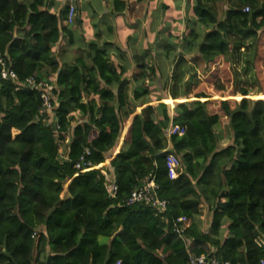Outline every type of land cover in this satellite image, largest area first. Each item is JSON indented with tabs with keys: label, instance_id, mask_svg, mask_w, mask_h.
Here are the masks:
<instances>
[{
	"label": "trees",
	"instance_id": "1",
	"mask_svg": "<svg viewBox=\"0 0 264 264\" xmlns=\"http://www.w3.org/2000/svg\"><path fill=\"white\" fill-rule=\"evenodd\" d=\"M174 1L176 25L154 63L140 44L101 43L99 30L86 42L77 11L91 5H75L67 23L60 0H0V55L18 81H0V264H189L190 255L258 264L264 256L256 243L264 240V0H186L183 10ZM127 8L109 0L101 22ZM65 43L77 51L70 61ZM30 76L52 86L51 110L22 86ZM170 124L183 134L167 138ZM85 149L91 166L75 169ZM167 153L180 161L174 179ZM149 175L162 214L126 205ZM181 217L182 237L172 230ZM187 238L208 249L187 250Z\"/></svg>",
	"mask_w": 264,
	"mask_h": 264
},
{
	"label": "built area",
	"instance_id": "2",
	"mask_svg": "<svg viewBox=\"0 0 264 264\" xmlns=\"http://www.w3.org/2000/svg\"><path fill=\"white\" fill-rule=\"evenodd\" d=\"M243 11L247 12L248 7H245ZM74 17V7L72 5L68 6V11L66 14V22L71 23ZM0 81H9L11 83H18L16 74L9 70L4 62L3 57L0 55ZM21 86L20 84H18ZM22 86H27L31 90H36L39 92L40 99L42 100V107L51 110L50 103V91L52 86L46 84L45 82L36 81L34 76L28 77ZM184 132L182 126L170 124L166 131V136L169 138L171 135L180 136ZM89 155V150L85 149L83 153L77 158L74 163L75 169L88 168L91 166V162L87 159ZM164 165L167 171V176L169 179H174L177 176V168L180 165L179 159L173 155L172 153H167L164 157ZM108 181V178L106 177ZM116 188L113 186L111 188L110 194L113 195ZM137 202H142L148 205L150 208L154 209L157 213L162 214L166 211V202L161 200L157 194V186L154 183V179L151 175L144 178L137 184L132 191L126 201V205L134 204ZM184 218H178L174 222V226L172 230L182 237V229L177 226L178 222H181ZM119 264V263H117ZM189 264H229L228 262H221L216 258H207L205 255H190ZM258 264H264V256L259 259Z\"/></svg>",
	"mask_w": 264,
	"mask_h": 264
},
{
	"label": "rangeland",
	"instance_id": "3",
	"mask_svg": "<svg viewBox=\"0 0 264 264\" xmlns=\"http://www.w3.org/2000/svg\"><path fill=\"white\" fill-rule=\"evenodd\" d=\"M61 1V7L63 6V3L68 4L67 0L63 2ZM172 1V0H171ZM74 2H71V5H73ZM135 3V2H134ZM176 1H172L169 4V0H155V3L153 6H150V8L147 10L144 7L140 8H129L127 11L128 14V21L126 22V19L122 18L123 24L121 26L123 27L120 34V39H122V36L125 37L124 46L126 49V42L131 43L137 46V44H140L143 49H147L151 51L152 60L155 63L156 61H159L160 63L163 61V45L165 44L164 38H166V35L168 33H171L173 31V27L176 25V12L172 9L175 7ZM75 4V3H74ZM161 4H164L168 7V9H164ZM75 6V5H73ZM169 7L171 8V11H169ZM163 8V9H162ZM172 14H174L172 16ZM92 22V20H90ZM95 24H91V27L93 25H98V22H94ZM99 26V25H98ZM105 26L103 25V28ZM85 29V25L80 24L78 25V33L83 31ZM184 30V24H182L180 28V32H183ZM97 32V31H96ZM179 32V36L181 35ZM168 43H169V36H168ZM123 44V43H122ZM130 45V44H129ZM123 46V47H124ZM131 46V45H130ZM65 48L66 43L62 46ZM56 48V47H55ZM63 48L62 50H64ZM67 49H65L66 51ZM60 53V52H59ZM152 61H147V65H152ZM163 70L169 69L168 66H162ZM147 84V80L145 82ZM171 108V102L168 103ZM226 142H222V144H225Z\"/></svg>",
	"mask_w": 264,
	"mask_h": 264
},
{
	"label": "crops",
	"instance_id": "4",
	"mask_svg": "<svg viewBox=\"0 0 264 264\" xmlns=\"http://www.w3.org/2000/svg\"><path fill=\"white\" fill-rule=\"evenodd\" d=\"M55 1H58V0H55ZM64 1L65 0H63V2ZM67 2H68V5H71V2H74L75 4L73 3V5H76V6H77V4H81L82 3V4H85L86 8L89 5H91L93 7V9L98 14V17H94L93 16L94 10L91 11V10H88L86 8H85L86 9L85 11H82V12H78L77 11V13L80 15L81 20H82L81 24L85 25V29L80 34L83 33V35L85 36L86 42L89 41V40H94L95 39V36H94L95 32L97 30H99L98 31L99 34H100L99 35L100 36L99 39H100L101 43L109 41V42H112L113 44L117 45L118 47H120L122 50H125V46H124V42H123V41H125V39H124L125 37L122 36V39H120V36H118V34H120V32H121V30L123 28L121 26V24H123L122 18L126 19V22H129L127 20L128 19L127 18L128 17L127 11L129 10V8H132V7L140 8V7H144L145 6V8L148 10L150 8V6L154 5L155 0H146L145 2H141V3H134L133 0H127V2H128L127 10L122 15H118V16H114V15L112 16L111 15L110 17H108L105 20V22H101V17L103 15H105L107 13V11H108L107 7L109 5V0H107V1L99 0V1H96V2H91L90 4L88 3V0H67ZM171 2L172 1L169 0V4ZM64 4H66V3H63V5ZM185 5H186V0H182V5H181L182 10L185 8ZM55 10H56V12H58V8L57 9L55 8ZM173 15L174 14H172V16ZM90 20H92V22H90ZM93 21L94 22H98L99 21V23H98L99 26L97 25L96 28L91 27V24H95V23H93ZM103 25L105 26L104 28H103ZM107 25H111L113 27V31L111 33L106 31V26ZM59 46L60 45L56 46V48H55L56 52L59 50ZM63 48H65V47H60V49H63ZM75 54H77L76 48L75 47H69L61 55H62V57L64 59H68L70 61L75 56ZM132 73H133V69L131 68V69H129V71L127 73V76H130ZM147 84H148V81H147ZM147 84H144V85H147ZM68 139H69V137H66V141ZM210 219H211L210 218V214L208 212L204 211V209H203V213L200 216V228L202 229V231H206L208 229L209 223H210ZM41 230H43V228H41ZM185 243H186V249L187 250H191V249H193L195 247H199V248H201L203 250L208 249V246H206L204 244L196 243L191 238L185 239ZM256 243H257V245H263L264 244V240L262 238H258L256 240Z\"/></svg>",
	"mask_w": 264,
	"mask_h": 264
},
{
	"label": "water",
	"instance_id": "5",
	"mask_svg": "<svg viewBox=\"0 0 264 264\" xmlns=\"http://www.w3.org/2000/svg\"><path fill=\"white\" fill-rule=\"evenodd\" d=\"M107 259L105 260L104 264H106Z\"/></svg>",
	"mask_w": 264,
	"mask_h": 264
}]
</instances>
